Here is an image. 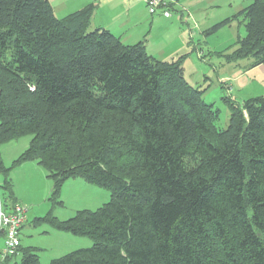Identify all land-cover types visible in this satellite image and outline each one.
<instances>
[{"label":"trees","instance_id":"16d2710c","mask_svg":"<svg viewBox=\"0 0 264 264\" xmlns=\"http://www.w3.org/2000/svg\"><path fill=\"white\" fill-rule=\"evenodd\" d=\"M249 1L232 57L254 68L264 0ZM94 10L59 18L50 0H0V146L31 137L14 165H42L52 200L70 178L111 192L96 210L38 219L93 242L50 264H264V96L230 102L220 129L185 56L160 60L92 29ZM2 264H40L38 250L20 246Z\"/></svg>","mask_w":264,"mask_h":264},{"label":"rangeland","instance_id":"374dc122","mask_svg":"<svg viewBox=\"0 0 264 264\" xmlns=\"http://www.w3.org/2000/svg\"><path fill=\"white\" fill-rule=\"evenodd\" d=\"M173 28L163 25H143L142 40L149 52L166 59L185 56V75L193 86L205 89L204 100L219 111L217 126L226 129L231 117L230 102L243 103L264 96V65L251 68L252 59L234 60L239 41L246 36V24L237 16L249 0H172ZM179 12H184L182 19ZM193 12V13H192ZM189 14L193 15V18ZM158 18L156 17L155 20ZM231 19L229 24L214 29L218 23ZM166 22H168L166 20ZM152 28V29H151ZM186 43L185 45H183ZM154 53V54H155ZM162 58V57H161ZM165 59V60H166ZM30 136L4 143L0 146L3 166L11 169L6 176L0 171V203L21 204L28 208V234L22 233L25 248L38 250L40 264H50L53 259L80 249L90 248L92 240L77 237L54 229L49 222L38 219L50 213L59 220H68L78 211L96 210L109 202L111 192L82 178L66 180L61 189L59 204L52 200L54 183L46 169L35 161L14 165L29 148ZM10 186H8V183ZM17 197V199H16ZM17 200V201H16ZM65 236L74 240H66ZM71 239V238H68ZM87 242L89 247L82 248ZM3 240H0V260L3 257ZM22 244V243H21Z\"/></svg>","mask_w":264,"mask_h":264},{"label":"crops","instance_id":"0c3cea01","mask_svg":"<svg viewBox=\"0 0 264 264\" xmlns=\"http://www.w3.org/2000/svg\"><path fill=\"white\" fill-rule=\"evenodd\" d=\"M56 15L59 18H63L77 10L84 8L89 4L95 5V10L91 18L90 27L93 28H104L111 31L115 36L119 37L126 44H136L142 42V36L145 35V30H143V25L148 23L150 27L154 25H163L166 29L173 28L174 17L166 18L163 17L160 13L152 15L149 13L146 5L141 0H50ZM175 7V6H174ZM174 7H172L174 9ZM181 15L178 17L182 19L184 12H179ZM193 13V12H192ZM193 18L192 14H189ZM158 18L155 20V18ZM166 20L168 22H166ZM152 29V28H151ZM184 43L183 45H185ZM146 45V44H145ZM149 45H146L147 51L149 54L154 56L157 59L165 60L163 56L149 52ZM177 55L173 56L166 61L177 59ZM162 57V58H161ZM186 62L184 63L185 67ZM17 199V197H16ZM17 201V200H16ZM6 206H12L7 204ZM29 214V213H28ZM28 222V216H27ZM27 222L21 230V235L23 232L26 234L31 230H27ZM66 240H71L70 242L74 243L75 239L72 237L65 236ZM71 238V239H68ZM3 240L2 247L3 253L5 248L4 237H0V240ZM21 246L24 247L25 244L21 239ZM89 247L87 242L82 244V248ZM20 256V255H19ZM3 258L0 260V264L3 263Z\"/></svg>","mask_w":264,"mask_h":264},{"label":"built area","instance_id":"2783aa9c","mask_svg":"<svg viewBox=\"0 0 264 264\" xmlns=\"http://www.w3.org/2000/svg\"><path fill=\"white\" fill-rule=\"evenodd\" d=\"M150 14L160 13L163 17H172V0H141ZM28 208L21 204L3 206L0 203V237H4L3 257L16 256L21 246V230L27 222Z\"/></svg>","mask_w":264,"mask_h":264}]
</instances>
